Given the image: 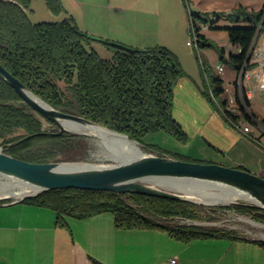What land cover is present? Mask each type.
Returning <instances> with one entry per match:
<instances>
[{
	"label": "trees",
	"instance_id": "16d2710c",
	"mask_svg": "<svg viewBox=\"0 0 264 264\" xmlns=\"http://www.w3.org/2000/svg\"><path fill=\"white\" fill-rule=\"evenodd\" d=\"M30 3L31 0H0V63L28 90L56 109L131 136L147 150L151 149L142 144V137L151 130L163 129L181 139L186 137L172 114L173 87L182 69L171 49L164 45L139 48L96 37L82 30L72 16L33 22L29 15ZM46 3L53 12L62 10L61 0H46ZM195 15L209 27L217 26L219 17ZM234 18L240 20V16ZM245 19L252 24L226 27L230 41L236 46V52H230L229 58L237 71L246 62L257 30L264 31V10ZM192 27L197 30L198 46L210 45L194 17ZM94 39L113 51L112 58H103L95 51L91 44ZM202 67L206 72L204 62ZM60 81L66 85L67 92ZM222 83L218 76L210 78L215 94L225 90ZM20 101L22 97L0 74V143L4 152L32 162L61 161L66 152L81 145L82 135L69 130L61 134L47 130L42 120L45 116L27 103L19 104ZM47 120L54 124L51 119ZM260 120L264 123V119ZM17 130L23 132L15 133ZM155 152L200 161L172 156L163 150ZM9 201L12 199L0 198V202ZM22 201L54 209L60 225L66 224L67 216L85 218L110 211L118 227L160 228L183 241L223 236L245 238L225 228L161 220L177 216L204 218L198 203L181 197L66 187L45 189ZM222 208L250 214L264 222L261 213L264 207L234 203ZM256 242L264 247V240Z\"/></svg>",
	"mask_w": 264,
	"mask_h": 264
},
{
	"label": "rangeland",
	"instance_id": "374dc122",
	"mask_svg": "<svg viewBox=\"0 0 264 264\" xmlns=\"http://www.w3.org/2000/svg\"><path fill=\"white\" fill-rule=\"evenodd\" d=\"M61 5L62 10L56 13L50 10L46 0H31L30 18L33 22H38L61 20L66 16H72L78 26L87 31L77 20V17L82 22H85L86 19L81 5L72 4V0H61ZM71 10H73L74 16ZM262 10H264V0H147L146 5H143L141 9L135 8L127 13L129 16L127 22L141 29L140 32L133 35L134 39L141 40L143 38L150 46L164 45L168 47L177 55L182 69L173 87L172 114L181 124L186 137L181 139L163 129L151 130L142 137V144L151 149H144L140 145L144 152L158 154L155 151L163 150L172 156L230 166L231 161L228 158L230 154L243 157L245 154L254 155L258 154L257 151H264L261 144L253 142L248 133L236 127L226 116L218 102L223 104L227 92L217 93L216 100L207 91L210 88V78L215 76L223 80L222 86L224 88L229 91L233 90L237 71L229 58V53L236 52V46L230 41L226 27L249 26L252 21L245 19V17H254ZM195 14L207 18L219 17L216 27H208L200 31L210 41L208 46L200 47L196 42L193 45L188 44L190 39L194 40L191 34L192 18L196 19L199 26L203 24V20L197 18ZM237 16H240V20L234 18ZM90 34L106 38L98 34ZM91 44L101 57L112 58L113 51L105 43L94 39ZM131 46L139 47L136 45ZM222 49H224V52H222ZM222 55L224 58H221ZM203 62L207 66L206 72L202 70ZM220 62L225 67L222 72H218L216 68ZM59 83L67 92L64 82L60 81ZM252 85L254 88V81ZM253 92L255 94L251 97L253 111L260 119H264V96L260 94L259 90ZM68 93L70 94V92ZM23 102L26 103L22 99L19 104ZM47 119L49 118H42L44 128L59 131V125L55 122L51 124ZM241 120H244L243 125H249L254 133L261 130L257 122L245 118ZM21 132L23 131L17 130L15 133ZM78 134L84 137L81 139V145L83 146H77L66 152L63 160L59 162L85 161L105 165H114L119 162L118 157L114 154L115 146L113 144H106L95 135ZM1 149H3V146ZM222 151L227 152L228 156L225 157ZM228 152L230 153L228 154ZM176 181L185 186L198 188L202 192V196L206 198L215 197L210 190L215 192L224 191L210 182L183 179H176ZM23 184L24 181L19 178L0 173V196L12 200L20 199L22 195L14 192H9V196L2 193L8 190L11 191V189L18 190L21 185L24 186ZM207 189H209L208 193L206 192ZM194 202L201 206L204 218L190 219L177 216L176 218L161 220L171 224L215 226L236 231L241 236L260 237L264 235V222L254 219L250 214H241L235 210L222 208L224 205L234 203L257 205L252 200L238 197L228 203ZM261 213L264 214V210H261Z\"/></svg>",
	"mask_w": 264,
	"mask_h": 264
},
{
	"label": "crops",
	"instance_id": "0c3cea01",
	"mask_svg": "<svg viewBox=\"0 0 264 264\" xmlns=\"http://www.w3.org/2000/svg\"><path fill=\"white\" fill-rule=\"evenodd\" d=\"M146 3L72 0L84 10L85 22L76 17L87 31L144 48L150 44L134 39L141 29L127 22V13ZM245 133L264 149L262 129ZM257 152L239 157L222 151L230 166L264 176V151ZM256 240H264V235L183 241L160 228L118 227L110 211L85 218L67 216L66 224L60 225L50 207L22 200L0 202V264H171L173 258L176 264H264V247Z\"/></svg>",
	"mask_w": 264,
	"mask_h": 264
},
{
	"label": "water",
	"instance_id": "95a60500",
	"mask_svg": "<svg viewBox=\"0 0 264 264\" xmlns=\"http://www.w3.org/2000/svg\"><path fill=\"white\" fill-rule=\"evenodd\" d=\"M250 57L251 49L247 54V62ZM0 74L15 88L28 105L59 125L58 134L63 133L65 130L75 133L86 131L101 136L120 134L136 141L140 147L137 140L125 133L92 122L81 115L54 108L41 97L28 90L1 63ZM103 142L115 146L114 154L119 159L117 164L105 165L85 161L32 162L4 152L1 149L3 145H1L0 173L42 187L36 193L22 195L20 200L49 188L76 187L114 190L117 192L137 191L152 195L203 201L202 192L198 188L185 186L176 181V179H183L210 182L232 188L241 196L258 200L259 203L256 202V204L264 207V176L249 169L215 162L184 160L168 155L146 153L141 147L139 154L128 155L121 150L117 143Z\"/></svg>",
	"mask_w": 264,
	"mask_h": 264
},
{
	"label": "built area",
	"instance_id": "2783aa9c",
	"mask_svg": "<svg viewBox=\"0 0 264 264\" xmlns=\"http://www.w3.org/2000/svg\"><path fill=\"white\" fill-rule=\"evenodd\" d=\"M200 30H205L209 27L207 23H203L199 26ZM193 39L188 41V44L193 45L197 41V30L192 27L191 31ZM251 49L250 60L244 63V65L237 71L234 88L229 91L225 88L224 92H227V96L222 104L218 102L228 119L236 126L241 128L244 132H250L249 125H243L242 118L246 120L251 118L256 120L260 128L264 131V123L256 116L251 106V97L254 90H259L260 94L264 96V31L260 28L257 30L256 36L253 39ZM218 72H222L225 67L222 62L216 66ZM254 81L255 87L253 88L252 82ZM209 92L216 99L212 87L210 86ZM217 100V99H216ZM3 198V197H0ZM21 199V198H20ZM20 199H14L12 201H18ZM171 264H176V258L171 259Z\"/></svg>",
	"mask_w": 264,
	"mask_h": 264
},
{
	"label": "bare ground",
	"instance_id": "6f19581e",
	"mask_svg": "<svg viewBox=\"0 0 264 264\" xmlns=\"http://www.w3.org/2000/svg\"><path fill=\"white\" fill-rule=\"evenodd\" d=\"M85 121H87V120H85ZM94 124H96V123H94ZM78 133H88V132L80 131ZM88 134L95 135V136L99 137L102 142L105 141V142L117 143L121 147V150L126 152L128 155H137L140 153V147H139L138 143L134 140L127 138L124 135L118 134V135H113V136H101V135L92 134V133H88ZM12 177H14V176H12ZM23 181H24V184H23L24 186L21 185V187H19L18 190H12L11 189V191L8 190L6 192H3L2 194L8 195L9 192L10 193L14 192V193L19 194V195H24V194L36 193L42 189V187H40L34 183L27 182L25 180H23ZM212 184H214V183H212ZM214 185L222 188L224 191L223 192H215V191L210 190V192H212L211 194H214L215 197L214 198L203 197L204 200L202 202H206V203H219V202L228 203V202L234 201L238 197H243V198H246V199H249V200H252L254 202L259 203L258 200H256V199H252V198H248V197H244V196L239 195L232 188L225 187V186L218 185V184H214ZM208 191H209V189L206 190L207 193H208Z\"/></svg>",
	"mask_w": 264,
	"mask_h": 264
}]
</instances>
